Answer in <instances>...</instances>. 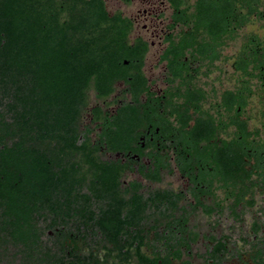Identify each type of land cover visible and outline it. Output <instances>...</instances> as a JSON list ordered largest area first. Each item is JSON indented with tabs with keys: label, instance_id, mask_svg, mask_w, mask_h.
Instances as JSON below:
<instances>
[{
	"label": "flooded vegetation",
	"instance_id": "1",
	"mask_svg": "<svg viewBox=\"0 0 264 264\" xmlns=\"http://www.w3.org/2000/svg\"><path fill=\"white\" fill-rule=\"evenodd\" d=\"M101 1L129 44L89 91L101 172L0 190V264H264V0Z\"/></svg>",
	"mask_w": 264,
	"mask_h": 264
},
{
	"label": "trees",
	"instance_id": "2",
	"mask_svg": "<svg viewBox=\"0 0 264 264\" xmlns=\"http://www.w3.org/2000/svg\"><path fill=\"white\" fill-rule=\"evenodd\" d=\"M107 21L101 0H0V190L14 189L15 212L101 172L81 140L89 91L107 96L115 62L129 57Z\"/></svg>",
	"mask_w": 264,
	"mask_h": 264
},
{
	"label": "rangeland",
	"instance_id": "3",
	"mask_svg": "<svg viewBox=\"0 0 264 264\" xmlns=\"http://www.w3.org/2000/svg\"><path fill=\"white\" fill-rule=\"evenodd\" d=\"M258 27L256 26L255 29H257Z\"/></svg>",
	"mask_w": 264,
	"mask_h": 264
}]
</instances>
